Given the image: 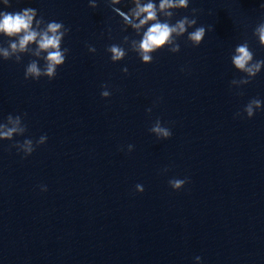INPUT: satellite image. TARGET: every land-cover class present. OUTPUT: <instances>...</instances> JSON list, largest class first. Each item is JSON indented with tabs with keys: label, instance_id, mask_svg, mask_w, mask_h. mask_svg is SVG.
<instances>
[{
	"label": "clouds",
	"instance_id": "9594fccd",
	"mask_svg": "<svg viewBox=\"0 0 264 264\" xmlns=\"http://www.w3.org/2000/svg\"><path fill=\"white\" fill-rule=\"evenodd\" d=\"M131 7L127 14L119 12L123 19L125 28L130 27L140 36L139 40L130 39L125 36L123 45H128L126 49L120 44H111L106 48L110 53L113 63L119 62L125 58L128 51H132L138 55L144 64L153 62V54L157 51L167 48L172 53L180 51V44L177 42L180 37L187 33V40L193 47H198L204 40L207 30H211V26L206 29L204 26L196 27L197 19L195 18L198 9H192V17L183 16L171 23L176 11L189 8V0H159L157 4L155 0H131ZM5 7H10V0H2ZM121 3V0H110V4L114 7ZM89 7L95 9L97 7L96 0H89ZM264 7V5H262ZM38 12L35 8H25L18 12L0 11V35L9 38L8 46H0V57L4 60L15 59L20 63L23 54H28L36 59L31 60L25 67V80H39L47 77L52 80L57 75V69L65 64L66 56L69 52L68 48H63L62 44L65 36L68 35L70 29L65 27L63 22L45 21L41 16L37 18ZM160 17L164 19L161 20ZM194 28L193 31H188ZM253 36L257 38L259 44L264 46V21L258 23L253 30ZM34 46V47H33ZM88 51L95 53L96 48L88 45ZM44 61L43 67L39 65V60ZM231 63L236 70L245 75L239 79L230 81V85L240 88L249 84L264 69V59L256 60L254 52L251 50L249 43L245 40L237 45L231 56ZM122 71L127 74V67ZM183 71V69H182ZM103 91L100 95L103 98L111 96L108 85L101 86ZM242 95L243 93H238ZM264 107V101L259 98H252L244 106L243 113L247 118H252L257 110ZM150 113L151 108L147 109ZM242 113L237 112L236 117H240ZM27 131V125L23 123L21 115L13 116L9 114L5 122H0V140L13 141L15 136H23ZM149 132L154 134L157 139H169L172 132L168 127L162 125L159 118L150 127ZM47 135H41L38 140L33 142L32 139H24L23 142L16 141L12 144L18 153H23L24 157L30 156L36 147L45 144ZM134 145L127 146L128 152H131ZM168 169L165 168L166 172ZM188 179L172 178L168 181L169 186L173 190L182 189ZM136 192L142 193L144 187L141 184L135 186ZM41 191H47L46 186H41ZM199 262L201 257H195Z\"/></svg>",
	"mask_w": 264,
	"mask_h": 264
}]
</instances>
